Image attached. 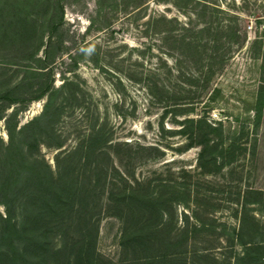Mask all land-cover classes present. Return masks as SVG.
Segmentation results:
<instances>
[{"label": "rangeland", "instance_id": "374dc122", "mask_svg": "<svg viewBox=\"0 0 264 264\" xmlns=\"http://www.w3.org/2000/svg\"><path fill=\"white\" fill-rule=\"evenodd\" d=\"M141 1L0 0V264H264V69L253 41L264 0H213L241 32L206 114L224 123L220 163L204 169L197 146L177 151L184 137L158 131L159 119L180 127L163 113L172 101L143 89L155 56L142 17L183 20L171 4L181 2ZM47 97V115L19 130ZM192 107L177 117L201 115ZM177 228L188 233L175 255ZM155 243L163 255L144 256Z\"/></svg>", "mask_w": 264, "mask_h": 264}, {"label": "trees", "instance_id": "16d2710c", "mask_svg": "<svg viewBox=\"0 0 264 264\" xmlns=\"http://www.w3.org/2000/svg\"><path fill=\"white\" fill-rule=\"evenodd\" d=\"M106 1L95 0V4L98 7L104 6L107 4L105 3ZM179 2H181L179 5L174 3V1H171V4L183 16V20L177 15L171 16L164 12H153L147 14V16L144 14L143 16L146 17H142V36L145 40L153 39L144 43L149 52L155 56L152 68L146 69L148 72L145 73L149 77L145 79L143 89L146 90V94L150 97L149 100L172 101L163 107V113L171 111L173 114L171 122L177 123L180 127L164 128L163 120L160 121L159 119L157 121L158 131L167 132L169 135L177 133L184 137V141L177 143L181 144L179 147H175L177 151H185L197 146L196 164L198 168L204 169L210 161H214V164L220 163L215 160L216 155L219 157L215 150L222 142L224 123L219 119L214 122L207 118L206 114L209 100L213 96L211 94L219 89L214 79L217 80L220 75L219 72L225 68L226 60L233 57L231 54L234 51V47L238 44V41L235 40L241 31L231 24V18L226 17L235 16L236 13H229L228 11L231 10L224 8L213 0H179ZM140 4H142L141 0H139ZM154 36L159 37V44L154 43L156 39ZM253 41L261 42L259 55L261 70L264 69V26L261 27L260 33L254 36ZM261 76L263 77V75ZM261 82L264 84V77ZM2 96L8 97L9 95L2 94ZM261 98L262 95L257 92L252 107L251 125L254 124L255 118L263 108L261 107ZM197 104H201L198 112L201 115H198L197 118L186 113L179 115L182 116L181 118L177 117L179 113H183L182 110L193 108L192 106ZM50 105V99L47 97L40 114L23 123L18 129L21 130L27 125H33L40 118L45 117L49 112ZM52 113L54 114V112ZM4 119L8 122V118L5 117ZM251 133L253 132L251 131ZM7 134L10 146L13 144V140L8 128ZM212 134L214 137L210 138ZM129 142L124 141L123 143L130 145ZM135 144L139 149L161 150L157 144L138 142H135ZM207 149L213 153L214 157H205ZM179 172L185 176L188 175L185 167H180ZM168 185L174 187V184ZM180 189H182L181 193L189 191L187 183L182 184ZM174 232L175 235L181 236H177V238L174 236L173 240L167 242V244H173L172 247L176 251L169 253L176 255L180 252V249H178L180 248V242H183L188 232L183 228H177ZM142 237L147 243L156 241V237L145 232L142 233ZM155 245L156 243L154 245L150 244V254L144 256H152L154 259L162 256L163 253L160 250L153 249Z\"/></svg>", "mask_w": 264, "mask_h": 264}]
</instances>
